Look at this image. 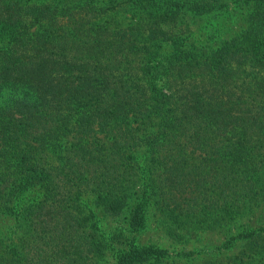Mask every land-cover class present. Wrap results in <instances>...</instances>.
<instances>
[{
    "label": "trees",
    "instance_id": "trees-1",
    "mask_svg": "<svg viewBox=\"0 0 264 264\" xmlns=\"http://www.w3.org/2000/svg\"><path fill=\"white\" fill-rule=\"evenodd\" d=\"M260 206L264 0H0V264H264V226L137 240Z\"/></svg>",
    "mask_w": 264,
    "mask_h": 264
},
{
    "label": "rangeland",
    "instance_id": "rangeland-1",
    "mask_svg": "<svg viewBox=\"0 0 264 264\" xmlns=\"http://www.w3.org/2000/svg\"><path fill=\"white\" fill-rule=\"evenodd\" d=\"M231 11H235L232 10ZM122 18H127V15L119 16ZM126 21V20H125ZM223 22L227 27L224 35L229 36L237 33L242 29V24L240 23V16L237 13L234 15L229 14L228 16L223 18ZM151 213L154 214L149 218V225L145 230H141L137 235V240L139 244H155L160 248L166 249L169 254H174L176 251L180 249L185 250H199L200 248H210L214 245L219 244L223 241V239L228 235V233H234L240 229L239 225L246 224L248 228H256L257 226H264V206H260L259 208L253 209L252 211L244 214L236 220V223L229 228L226 227L219 228L213 230H195L196 236L193 238H189L185 242H175L171 238L167 237V229L165 226L161 227L157 225L154 220H158V214L151 210ZM150 213V214H151ZM109 226H111L109 224ZM228 228V227H227ZM109 231L114 235L118 234L120 230H105ZM122 231V230H121ZM123 234H126L127 231L123 230ZM206 255L200 253L196 256V261H200L201 258H205ZM113 260L111 258L110 253H107L106 258L104 259V264H112Z\"/></svg>",
    "mask_w": 264,
    "mask_h": 264
}]
</instances>
